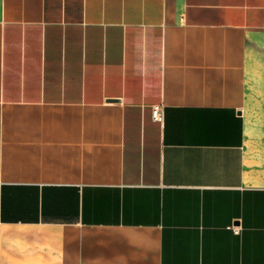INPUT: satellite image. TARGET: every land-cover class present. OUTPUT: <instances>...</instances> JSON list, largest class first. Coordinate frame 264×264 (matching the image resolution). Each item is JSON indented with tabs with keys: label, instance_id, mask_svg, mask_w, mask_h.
I'll return each instance as SVG.
<instances>
[{
	"label": "crops",
	"instance_id": "1",
	"mask_svg": "<svg viewBox=\"0 0 264 264\" xmlns=\"http://www.w3.org/2000/svg\"><path fill=\"white\" fill-rule=\"evenodd\" d=\"M0 264H264V0H0Z\"/></svg>",
	"mask_w": 264,
	"mask_h": 264
},
{
	"label": "built area",
	"instance_id": "2",
	"mask_svg": "<svg viewBox=\"0 0 264 264\" xmlns=\"http://www.w3.org/2000/svg\"><path fill=\"white\" fill-rule=\"evenodd\" d=\"M162 113H163V106L161 104L154 105V107H153L154 118L155 119H161ZM232 228L236 233H239L241 226L236 224V225H233Z\"/></svg>",
	"mask_w": 264,
	"mask_h": 264
}]
</instances>
